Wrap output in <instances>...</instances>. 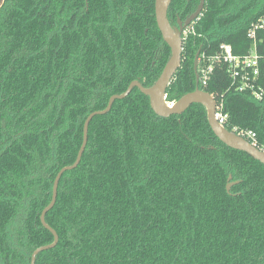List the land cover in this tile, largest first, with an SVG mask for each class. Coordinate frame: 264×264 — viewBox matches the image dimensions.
<instances>
[{
  "label": "trees",
  "instance_id": "16d2710c",
  "mask_svg": "<svg viewBox=\"0 0 264 264\" xmlns=\"http://www.w3.org/2000/svg\"><path fill=\"white\" fill-rule=\"evenodd\" d=\"M155 3L0 0V264H31L53 245L41 216L57 176L77 160L88 117L162 75L171 50ZM199 3L173 0L172 27ZM262 19L264 0H206L167 104L196 91L200 49L227 44L244 56ZM230 86L217 69L201 90L224 99L227 131L254 133L264 152V99ZM230 177L240 184L228 193ZM46 223L59 243L36 264H264V165L221 143L205 107L163 119L135 89L90 124L81 164L62 177Z\"/></svg>",
  "mask_w": 264,
  "mask_h": 264
},
{
  "label": "water",
  "instance_id": "95a60500",
  "mask_svg": "<svg viewBox=\"0 0 264 264\" xmlns=\"http://www.w3.org/2000/svg\"><path fill=\"white\" fill-rule=\"evenodd\" d=\"M172 2L173 0H156L155 3V17H156L158 29L162 35L164 42L171 50V58L167 66L165 67L159 80L152 88L145 89L139 82H134L130 85L126 93H124L121 96L112 97L105 111L93 113L88 117L84 126L83 144L79 151L77 160L72 167L63 169L57 176L53 186V195H52L51 204L47 207V209L43 211L41 216V224L46 230H48L53 235L54 243L51 246L42 247L36 250L31 257V264H36L37 258L42 253L54 249L59 243V237L57 233L52 228H50L46 223V216L50 211L54 209L57 203L59 184L64 174L76 170L81 164L83 155L86 151L88 144L90 124L92 123L94 118L108 115L112 111V108L117 101H123L127 99L135 89L139 90L141 94L149 98L152 111L155 113V115L163 119H168L172 116H181L194 105H201L205 107L208 115V123L213 133L221 143H223L229 149L247 154L255 161L264 165V152L255 148L243 138L222 128L217 123L215 119L216 101L211 95L205 93L200 89V76L198 69H199V58L202 49H200L199 52L197 53L194 62V72L196 76V86H197L196 91L194 93L188 94L178 103L172 106H169L167 104L166 96H167L168 88L182 65V54L184 47L183 33L187 28H189L197 20L200 19L206 6V0H200L199 7L193 15L188 17L185 21L179 19L177 22V26L172 27L168 19V13L172 5ZM231 181H232V177H230L228 181V186H227L228 193L231 192L234 186L240 184V182H236L232 184Z\"/></svg>",
  "mask_w": 264,
  "mask_h": 264
},
{
  "label": "built area",
  "instance_id": "2783aa9c",
  "mask_svg": "<svg viewBox=\"0 0 264 264\" xmlns=\"http://www.w3.org/2000/svg\"><path fill=\"white\" fill-rule=\"evenodd\" d=\"M193 25L184 31V42L190 34H195ZM263 31L264 19L253 25L249 30L248 39L251 41V47L249 52L244 56L236 55L232 46L227 44L220 45L213 54H208V52H203L201 50L198 69L200 76V89L208 87L216 70L221 69L225 70L231 81L229 90L250 95L258 102L263 101L264 85L262 73L264 70V51L260 49L258 36L259 33ZM215 119L222 128L226 129L229 122V116L225 113V103L223 98H221L219 102L216 101ZM231 133L243 138L257 148V137L254 133L239 130L237 128L233 129V132Z\"/></svg>",
  "mask_w": 264,
  "mask_h": 264
},
{
  "label": "flooded vegetation",
  "instance_id": "af4514ba",
  "mask_svg": "<svg viewBox=\"0 0 264 264\" xmlns=\"http://www.w3.org/2000/svg\"><path fill=\"white\" fill-rule=\"evenodd\" d=\"M199 1H200V0H199ZM199 4H200V3H199ZM198 7H199V6H198ZM198 7H197V9H198ZM197 9H196V11H197ZM196 11H195V12H196ZM195 12H194V13H195ZM194 13H193V14H194ZM193 14H191V15H193ZM191 15H190V16H191ZM178 18H179V17H178ZM179 19H180V18H179ZM179 19H178V20H179ZM177 22H178V21H177Z\"/></svg>",
  "mask_w": 264,
  "mask_h": 264
},
{
  "label": "rangeland",
  "instance_id": "374dc122",
  "mask_svg": "<svg viewBox=\"0 0 264 264\" xmlns=\"http://www.w3.org/2000/svg\"><path fill=\"white\" fill-rule=\"evenodd\" d=\"M232 180H233V179H232ZM231 183L234 184V183H236V182H232V181H231Z\"/></svg>",
  "mask_w": 264,
  "mask_h": 264
}]
</instances>
